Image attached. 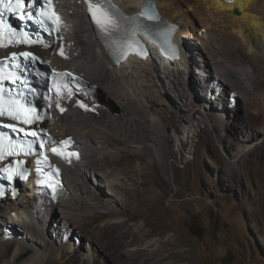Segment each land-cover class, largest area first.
<instances>
[{
  "label": "bare ground",
  "instance_id": "bare-ground-1",
  "mask_svg": "<svg viewBox=\"0 0 264 264\" xmlns=\"http://www.w3.org/2000/svg\"><path fill=\"white\" fill-rule=\"evenodd\" d=\"M118 1L128 11L138 13L151 0ZM153 1L164 18L180 26L179 35L185 38L180 43L182 59H178L172 64L173 66L171 67L174 68H170L171 64L167 60L168 67L163 69L153 58L145 60L131 58L125 62H112L106 49L96 38L92 24H90V31L89 28L84 26L82 18L78 23L79 26L68 33V37L75 42V46L81 48V57H84L87 52L82 48L84 44H91L88 49L91 47L90 49L93 51L96 48L100 52L99 54H95L89 50L90 55L84 65H82L83 67H75L78 71L83 72L82 76L86 81V91L90 101L93 104H97V115H89L73 110L71 113L63 116L61 120H54V125L52 126L53 132L58 134L59 137L73 135L83 152V160L77 165L66 169V182L69 181L68 183L71 187L65 188L58 204L52 203L43 192L40 191L38 194H34L33 190L29 191L30 188L26 187L27 189L16 202L10 201L0 205V217L25 214L29 218H27L28 222L26 221L27 223H25V231L16 226H11V228L1 226L2 229L5 227L14 230L13 234L11 233L13 235L11 239H14L18 235L22 244L11 240L0 245V264H60L59 261H63V264H79L76 261L80 259L83 264H102L99 260L100 257L104 258L106 264H180L192 262L190 253L196 250L192 249L189 251L186 249L188 240L181 241L180 238L175 239V237L170 239L161 237L158 241L155 240L154 235L159 234L163 236L166 234L167 229L158 226L153 227V221L149 217L145 219L147 226L153 227L150 232H146L145 229L141 230V232L134 231L128 222L117 220H114L113 223H108L109 225L107 224L97 232H90L88 230V228H95L108 217L116 219L121 215L127 214L131 218H137L138 215L133 212L132 203L144 194L139 190L136 182L132 183L133 188H128L125 185L122 174L104 166L102 162L105 160L117 166L123 165L121 160L122 152L120 150L128 152L123 159L125 158V160L131 162L135 160L142 161L149 151L158 160L157 162L162 168H167L169 165L168 159L172 154L169 148L170 138L166 135L169 128V119H167V114H164L167 113L166 110H159V107H157L158 100L169 93L162 74L167 73L171 77H174V79L169 76L167 78L171 81L169 83L173 86L174 91L178 94L177 99H175L178 102V99L184 98L181 89L187 87L186 76L188 75L187 71H182L180 67H185V62H187L188 58H191L192 61V57L196 55L200 56L199 59H196L197 62L195 63H197L199 69L196 73L197 75H202V81L200 80V83H197L196 87L200 91L206 92L207 96L208 92H210V89H208L210 86L207 87V84L211 83L206 80H209L211 76L205 73L208 72V69H212L210 66L212 61L221 69L218 76L220 75L223 79L231 78L233 80V83L227 81L226 84L231 89V93H236L232 95L234 98L239 97L240 99L245 97V94H251V90L245 84L243 78L245 80H254L257 86L263 85L264 79L260 78L261 75L258 72L264 67V0H185L191 10L183 9L179 4V0ZM62 7L64 14L66 10L73 9L74 16L78 17L79 13L80 17H87L85 15L86 11H83L84 8L76 5V3L66 1L62 4ZM69 17V15L65 14L67 21H69ZM81 33H86L87 35H84V38H80L79 35ZM93 38L96 39V41L94 39L96 43H93ZM206 38L211 39L213 43V47L210 48V51L207 50V52L204 51V48L199 47L200 44H205ZM244 48L247 50L246 57H248L252 65V72L248 71V64L244 60L236 61L230 66L226 65L228 61L229 63L232 62L233 56L237 53L239 54ZM77 50L74 49L72 51V62L63 61L54 56L49 58L59 68L73 66L76 61L74 52ZM204 53H207V56ZM133 66H140L145 75L137 71L136 68L129 73V68H133ZM226 66L229 67H227V71H224ZM86 73H92L93 75L89 77ZM153 74L156 75V79L152 80ZM131 78H138L139 84L135 85L131 82ZM144 78L153 83V86L145 84ZM201 82L205 86H202ZM127 85L135 88L134 93H132L131 98H128V100L125 98L126 95L122 94V91H125L127 94L131 93V90L129 93ZM98 87H103L106 90L105 92L111 94L107 96L116 102L121 103L122 101L126 104L128 103L127 105L123 103L118 104L119 108L123 105L124 107L128 106V109L130 107L135 115V120L139 121L142 118L144 126L130 128L114 122L111 118V107H108L107 104L102 102L103 100H99L95 96V91ZM143 93L147 104L141 99ZM253 103V99L250 98L248 104L253 105ZM221 107L220 109L216 108L218 111L212 110L211 112L208 110V107L202 105L193 109L190 115V122L183 126L182 129L176 130V136L180 138L181 144H192L194 139L198 138L199 131L203 127L214 128V123L216 122L219 124L229 123L230 121L226 117L228 110L224 105ZM232 109L235 111V107H232ZM232 109L231 111H233ZM148 112L155 113L150 118ZM142 119L141 121H143ZM95 123H100L105 127L114 129L117 133L126 136V140L120 141L114 146L109 144L108 141H104L103 138L95 137L94 131L98 130L97 126L94 125ZM146 125H149L148 134ZM114 139L113 141H116L119 138ZM245 141L247 142L246 145L241 146L239 151L234 153V157L230 158L228 162L229 169L236 170L239 168V161L257 148L260 137L251 135ZM103 144H108L107 147L109 149L105 154L107 158L103 160L92 159V154L100 149L99 147ZM144 146H146L145 153H139V151L144 150ZM90 147L91 152H84ZM68 175L82 177L83 181L77 182L72 177L68 179ZM88 180L97 188V192H95L94 187L93 191H82L81 187L87 184ZM70 189L75 190V192L70 191ZM82 192L86 193V195L82 196ZM131 192L136 194V199L127 197L130 196ZM125 197L126 200L124 199ZM54 209H56L55 212ZM58 209L61 212L60 219L74 228L76 234L86 238L85 240L89 244V254L92 256L95 251L99 253V258H82L74 254L71 258V261H74V263L69 262L65 254L69 250L67 251L58 247L62 243L59 236L56 243H52L53 247L48 246V238L44 228L40 230L38 226L43 220H45V224L49 223L48 215H51L50 213L56 215ZM76 213L85 215L76 216ZM44 214H46L45 219L42 217ZM19 216L22 218V215ZM17 219L19 218L7 219V223H21ZM92 233H94V237H92ZM0 237L4 238V234L2 236L1 232ZM6 237L8 236L6 235ZM131 246L137 248L128 250ZM27 253L28 255L21 260V257Z\"/></svg>",
  "mask_w": 264,
  "mask_h": 264
},
{
  "label": "rangeland",
  "instance_id": "rangeland-1",
  "mask_svg": "<svg viewBox=\"0 0 264 264\" xmlns=\"http://www.w3.org/2000/svg\"><path fill=\"white\" fill-rule=\"evenodd\" d=\"M68 1L76 3L77 5V0ZM179 4L183 9L191 10L185 0H179ZM80 11L82 12L81 8ZM65 14L70 16L69 21H67L70 24V31L68 33L79 26L78 23L81 18L84 20V26L91 31V25L87 17H80L79 13L78 17L74 16L73 9L66 10ZM84 35L87 34L81 33L79 36L80 38H84ZM94 39H91L93 43L96 41ZM207 40L209 41L207 42ZM90 45H83L82 48L87 51L84 57H81V48L75 46V49L78 50L74 52V57L76 58L74 67L84 65L90 55L89 50L95 54L100 53L96 48L93 51L90 49L91 47L88 49ZM199 47L204 48L205 52L207 50L210 51V48L213 47L212 40L206 38L205 44H200ZM245 50L244 48L239 54H235L232 62L229 63L228 61L226 65L230 66L236 61L244 60L248 64V71L252 72L253 68L250 60L246 57L247 50ZM205 54L207 56V53ZM199 57L197 55L192 57V61L191 58H188L187 62H185V67H180L182 71H187L188 75L186 76L187 87L181 89L184 98L178 99V102L175 100L178 94L174 91L171 83H169L171 81L167 78L171 76L167 73L162 74L169 93L158 100L157 107H159V110H166L167 113L164 114H167V119H169V128L166 135L170 138L169 148L172 154L168 159L169 165L167 168H162L157 162L158 160L149 151L142 161L135 160L131 162L125 160L123 157L128 152L120 150L122 152L121 160L123 165L117 166L105 160L102 162L104 166L121 173L125 185L128 188H133L132 183L136 182L139 190L144 193L138 198L133 192L130 193V196L126 195L131 199L137 198L133 201L132 205L133 212L138 217L131 218L127 214L121 215L116 219L108 217L95 228H88V230L90 232H97L108 223H113L114 220L128 222L129 226L137 232H141L144 229L146 232H150L154 226L164 227L167 229L166 234L163 236L159 234L154 235L155 240L158 241L161 237L164 239H170L172 237H175V239L180 238L181 241L188 240L186 249L189 251L192 249L196 250L190 253L192 262L180 264H264V84L257 86L254 80H245L243 78L245 84L250 88L251 94H245V97L240 99L239 97L234 98L232 95L236 93H231V89L226 84L227 81L233 83V80L231 78L223 79L220 75L218 76L221 69L212 61L210 63L212 69H208V72L205 73L211 76L209 80H206L211 83L207 84V87L210 86L208 88L210 92H208L207 96L205 94L206 92L200 91L196 87V84H199L200 80L202 81V75H197L196 73L199 69L195 62H197L196 59H199ZM229 66H226L224 71H227V67ZM135 68L143 74V69L140 66L130 67V71L128 70V72L131 73ZM80 72L83 74L82 71ZM259 72L258 74L261 75L260 78L264 79V67ZM86 74L89 77L93 75L92 73ZM171 78L174 79V77ZM151 79H156V75L153 74ZM143 81L145 84L151 87L153 86V83H150L149 80L147 81L146 78ZM131 82L136 85L140 81L138 78H131ZM201 85L205 86L202 82ZM127 86L129 93L130 90L131 93L127 94L125 91H122V94L126 95V100L131 98L132 93H134L133 91H135V88L129 85ZM105 91L103 87H98L96 88L95 96L99 100H103L102 102L107 104L108 107H111V118L114 122L130 128L144 126V120L142 118L136 121L132 109L130 107L128 109V106L124 107L123 104L127 105L128 103L126 104L121 101L123 106L119 108L118 104L121 103L111 99L109 97L111 94ZM250 98L253 99V105L248 104ZM141 99L146 103L144 93ZM163 104L165 105L163 106ZM199 105L208 107L210 112L212 110L218 111L216 108L220 109L224 105L228 110L226 114L227 120L230 122H226L227 124H219L216 122L214 123V128L203 127L199 131L198 138L194 139L192 144L182 145L180 138L176 136V130L182 129L183 126L190 122V115L193 109L199 107ZM216 105L218 106L215 108ZM232 107H235V111ZM154 113L148 112L150 118ZM120 118L122 119L120 120ZM94 125L98 128L97 131H94L95 137L103 138L109 144L116 146L120 141L126 140V136L117 133L112 128L111 130L100 123H95ZM145 127L147 128L148 134L149 125ZM251 135L260 137L257 148L239 161L238 169H229L228 162L230 158L234 157V153L238 152L241 146L246 145L247 142L245 140ZM114 138L119 139L113 141L115 140ZM107 145L103 144L100 146V149L92 154V159L103 160L107 158L105 155L109 149ZM145 151L146 146L139 153L144 154ZM84 152H91V147ZM190 152L192 153L191 155ZM70 177L75 178L77 182L80 180L83 181L82 177L70 175L68 179ZM68 182L66 187L69 188L71 185L69 186ZM93 187V183L88 180L87 184L81 188L84 192L89 190L93 191L94 189L97 192V188L94 187L93 189ZM70 191L75 192L73 189H70ZM118 191L121 192L120 190ZM84 192H82V196L86 195ZM124 199L126 200V197ZM87 210L89 209L87 208ZM46 214L42 215L44 219L46 218ZM50 214L48 215L50 222L45 224V220H43L38 226L40 230L44 228L49 247H53V244L56 243L59 236L62 243L58 247L67 251L69 250V252H65L66 259L69 262L74 263V261H71L74 254L82 258H99V253L95 251L92 256L89 254V244H87L86 238L76 234L74 228L60 219L61 212L59 209L56 215ZM19 215H22V218L24 216L25 219L23 218V220ZM19 215L0 217V221L2 219L0 228L1 226L8 228L16 226L25 231V223L28 222V217L25 214ZM77 215L80 214L76 213ZM14 217L19 218L17 220L21 223H7L8 220ZM146 217L151 218L153 227L147 226ZM62 227L63 229H61ZM8 228L4 227L0 229L2 236L4 234V238L0 237V245L11 240L18 241L17 243L22 244L20 236L18 235L14 239H11L13 238L12 234L14 230ZM5 234L8 237L5 238ZM92 237H94V233H92ZM134 248L137 247L131 246L128 250H133ZM99 260L102 264H106L104 258L100 257ZM76 262L83 264L81 259ZM59 263L63 264V261H59Z\"/></svg>",
  "mask_w": 264,
  "mask_h": 264
},
{
  "label": "snow or ice",
  "instance_id": "snow-or-ice-1",
  "mask_svg": "<svg viewBox=\"0 0 264 264\" xmlns=\"http://www.w3.org/2000/svg\"><path fill=\"white\" fill-rule=\"evenodd\" d=\"M106 2V0H105ZM93 5L89 4V8L90 10L92 9ZM97 8L100 7V5H96ZM108 8H111L112 6L110 4H107ZM0 8L3 9V11H0V24L3 23V15H4V11L10 12L14 15L19 16L21 19H26V20H31L33 19V13H30L27 7V3L26 0H0ZM143 15L146 16L147 19H154L155 17L152 15H148L147 12L143 13ZM108 25H111V29L114 30L117 25L112 23L111 19L109 18L106 21V26H105V31H110V28L108 27ZM28 54L25 53V56H27ZM3 113L0 112V115H2ZM16 117H13V119H15ZM32 135H35V133H32ZM53 151H55V149H53Z\"/></svg>",
  "mask_w": 264,
  "mask_h": 264
},
{
  "label": "water",
  "instance_id": "water-1",
  "mask_svg": "<svg viewBox=\"0 0 264 264\" xmlns=\"http://www.w3.org/2000/svg\"><path fill=\"white\" fill-rule=\"evenodd\" d=\"M173 64H174V63H173ZM26 256H27V255L22 256V257H21V260H22L23 258H25Z\"/></svg>",
  "mask_w": 264,
  "mask_h": 264
}]
</instances>
